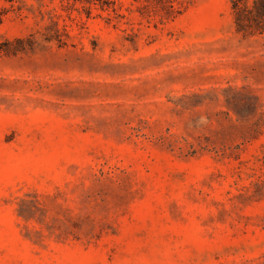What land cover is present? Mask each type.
Wrapping results in <instances>:
<instances>
[{
    "label": "rangeland",
    "instance_id": "1",
    "mask_svg": "<svg viewBox=\"0 0 264 264\" xmlns=\"http://www.w3.org/2000/svg\"><path fill=\"white\" fill-rule=\"evenodd\" d=\"M247 16L238 32L232 0L14 1L0 264H264V22Z\"/></svg>",
    "mask_w": 264,
    "mask_h": 264
},
{
    "label": "trees",
    "instance_id": "2",
    "mask_svg": "<svg viewBox=\"0 0 264 264\" xmlns=\"http://www.w3.org/2000/svg\"><path fill=\"white\" fill-rule=\"evenodd\" d=\"M4 3L9 4V8L0 5V24L4 20V18L7 16L9 9L13 8V3L15 0H0ZM249 0H232V9L235 14V23H236V29L238 32H247L250 31L252 28V25H245L242 18H248V14L255 13L256 19H259L260 22H264V0H252V6L248 5ZM260 2V3H259ZM170 8L175 10V7L173 5H170ZM259 31L264 30V24L262 27H258Z\"/></svg>",
    "mask_w": 264,
    "mask_h": 264
}]
</instances>
